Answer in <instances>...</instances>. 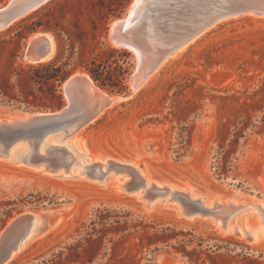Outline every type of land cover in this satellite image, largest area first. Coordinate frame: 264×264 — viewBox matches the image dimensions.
I'll return each instance as SVG.
<instances>
[{
  "label": "rangeland",
  "instance_id": "374dc122",
  "mask_svg": "<svg viewBox=\"0 0 264 264\" xmlns=\"http://www.w3.org/2000/svg\"><path fill=\"white\" fill-rule=\"evenodd\" d=\"M134 1L47 0L0 30V76L10 75L13 83L19 66L39 64L22 56L27 38L38 32L51 34L56 44L54 56L42 63L63 65L67 77L88 73L92 60L126 70L122 91L101 86L88 73L100 89L126 96L79 130V150L66 146L77 161L93 158V165L84 163L90 164L89 177L78 174L80 166L73 177H54L43 165L0 155V233L23 212L51 209L59 218L6 264H264V235L256 242L242 233L260 218L264 228V205L252 204L264 202V15L217 21L130 94L135 57L115 45L110 32ZM36 23L42 26L18 38L22 27ZM64 80L57 88L59 105L35 86L37 104L28 105L15 87L14 98L0 97V115L58 110L67 102ZM58 142L50 143L65 144ZM99 162L107 173L102 178ZM187 196L202 197L211 212L180 214L177 197ZM213 199L250 204L229 216L231 231L223 233L227 209L212 207Z\"/></svg>",
  "mask_w": 264,
  "mask_h": 264
},
{
  "label": "water",
  "instance_id": "95a60500",
  "mask_svg": "<svg viewBox=\"0 0 264 264\" xmlns=\"http://www.w3.org/2000/svg\"><path fill=\"white\" fill-rule=\"evenodd\" d=\"M45 1L47 0H8L0 6V30L9 27L16 20L36 9ZM174 2L175 0H173V4H175ZM168 3L169 8L165 9L167 11L164 14L165 16L156 22H159L161 26V23L174 24V21L177 20V23H180L179 26L182 25L184 30L187 27L186 32L180 37H170L171 35H169L167 38L166 35L161 40V38L155 36L156 38L154 37L147 43H144L142 39V44L140 38L143 37L142 32L145 30L141 26L143 22L142 15H138L139 18L135 17L132 7L126 17L115 20L111 26L110 35L112 42L115 45L131 50L134 54L135 66L130 80L144 81L150 73L155 71L166 55L221 19L244 13L264 15V0H180L181 9H175L178 14L174 12L168 13L172 2L168 1ZM147 8L149 7L143 3L142 9L138 14L146 12ZM153 8L159 9L157 6ZM183 8L185 11H182ZM193 11H195V15L191 14ZM156 15L154 12L153 16ZM197 15L201 18L198 19ZM127 20H129L128 26H126ZM49 35L51 34L47 32H38L36 36L31 34L26 40L22 53L23 58L31 63L44 62V59L49 56L53 49L52 43L53 46L56 45L53 36L51 35L50 37ZM147 55L150 59L145 61ZM50 59L48 58V60ZM62 89L67 102L58 110L26 112L29 114L28 117L18 116L17 119L15 118L10 122H0L1 153L5 154L11 145L19 140H25L31 146V153H37L39 144L46 136L56 132H62L65 136L75 134L94 120L103 109L113 103V95L97 87L91 77L87 76L85 72H76L67 77L63 82ZM103 91L106 94H103ZM132 91L133 88L130 86V94ZM119 96L126 97L123 95ZM68 152L65 146L53 145L48 152L46 151L47 154L40 155V158L43 157V160H45L44 167L46 169L55 172L60 166L69 165ZM64 169L66 168L64 167ZM9 178L11 179L12 176H9ZM0 179L2 180L4 177L0 175ZM178 200L185 202V205L190 207L192 212H198L201 215L208 212L191 197H177ZM214 205L215 202L213 207ZM228 205L232 206L230 202ZM55 212L51 209L39 211V215L47 227L53 225L58 219V217L52 218ZM34 213L32 211L23 212L4 227L0 233V264H6L11 256L20 249V244L27 236L35 218Z\"/></svg>",
  "mask_w": 264,
  "mask_h": 264
},
{
  "label": "bare ground",
  "instance_id": "6f19581e",
  "mask_svg": "<svg viewBox=\"0 0 264 264\" xmlns=\"http://www.w3.org/2000/svg\"><path fill=\"white\" fill-rule=\"evenodd\" d=\"M143 3H145L149 8H147V10H146V12L144 11L142 14H138L139 12H140V10L142 9V6H143ZM175 4H173V3H170V9H169V11H168V13H171V12H174V13H177L178 14V11H176L177 9H181V3H180V0H175V2H174ZM132 6V8H133V10H134V13L135 14H133L135 17L137 16L138 17V15H142V24H141V26L142 27H144V31L142 32V35H143V37H141L140 38V42L142 41V39H143V41H144V43H147V42H149L151 39H153L155 36H157V37H159V38H161V40L162 39H164V37L167 35V38H168V36L169 35H171L170 37H173V36H176V37H180V36H182L185 32H186V30H187V27L185 28L186 30H184V27L182 26V25H180L179 26V24L180 23H177V20H175L174 21V24H172V23H169V24H166V23H161V26L159 25V22H156V21H158V20H160V19H162L165 15L164 14H166V8H169L167 5H169V3H168V1H166V0H135L134 1V3L133 4H131ZM159 7V9L158 8H153V7ZM176 9V10H175ZM133 10H132V12H133ZM160 11V12H159ZM182 11H185V9L183 8L182 9ZM155 12V14H157L156 16H153V13ZM145 13V14H144ZM173 14V13H172ZM187 14H188V12H187ZM191 14H193V15H195V11H193ZM245 14V13H244ZM253 14V13H252ZM186 15V14H185ZM198 19L199 18H201L200 16H196ZM139 18V17H138ZM184 18V17H183ZM183 20V19H182ZM179 21H180V19H179ZM129 25V20H127L126 21V26H128ZM178 28V30H176ZM38 33H36L35 35H33L32 34V36H36ZM50 37H51V35H49ZM156 38V37H155ZM194 38V37H193ZM170 39V38H169ZM191 40V39H190ZM189 40V41H190ZM143 41L141 42L142 44H143ZM188 42V41H187ZM187 42H185V43H187ZM185 43H182L181 45H179L177 48H175L171 53H169L168 55H166V57L162 60V61H160V63L158 64V66L156 67V69L157 68H159L160 67V65H161V63H163V61H165V59L168 57V56H170L171 54H173L176 50H178L181 46H183ZM52 51L50 52V54H49V56L48 57H46L44 60L45 61H47L48 60V58H52L53 56H54V54H55V52H56V45L55 46H53V43H52ZM146 58V60L145 61H148L150 58L148 57V55L145 57ZM44 61V62H45ZM27 62H30V61H28L27 60ZM155 69V70H156ZM154 72V71H153ZM152 72V73H153ZM78 73H81L80 72V70L78 71ZM152 73H150L148 76H147V78L152 74ZM87 76H88V73H85ZM146 78V79H147ZM145 79V80H146ZM145 80L144 81H137L136 79H134V80H131L130 81V86L133 88V91L132 92H134V91H136L137 89H139L142 85H143V83L145 82ZM98 89V88H97ZM99 90V89H98ZM103 94H106L104 91L102 92ZM113 97V101L112 102H116V101H119V100H121V99H123L124 97H120V96H112ZM112 104V103H111ZM110 104V105H111ZM104 110V109H103ZM102 110V111H103ZM8 114H9V116H8ZM18 116H22V117H28L29 116V114L27 113V114H19V113H14V112H6V114H3V115H0V122L1 121H6V122H10L11 120H13V119H17L18 118ZM82 129V128H81ZM80 129V130H81ZM79 132V131H78ZM77 132V133H78ZM77 133H75V134H72V135H68V136H65L62 132H56V133H53L52 135H48V136H46L42 141H41V143L39 144V146H38V152L37 153H31V146H30V144L29 143H27L25 140H19V141H17V142H15L13 145H11V147L8 149V151L5 153V154H3V153H1L0 152V155L1 156H6L7 158H2V159H8V160H12V161H16L15 159H17V161L18 162H20V163H24L26 166L27 165H36V166H41V165H43L44 166V164H45V160H43V157L42 158H40V155H42V154H47L46 153V151L48 152V150H49V148L50 147H52L53 145V143L54 142H56V143H59L58 141H63L65 144H63V142H62V146H64L65 145V148H66V146L67 147H69L70 148V145L71 146H73L75 149H78V147L76 146V144L74 143L75 141H76V134ZM55 137V138H52L53 140H54V142H53V140L52 139H50L49 137ZM75 137V138H74ZM20 141H23V142H26L27 144H28V146H29V148L30 149H27V147L25 148V146H23V145H17L16 143H19ZM52 144H51V143ZM51 144L50 146L48 145V144ZM16 144V145H15ZM15 145V146H14ZM57 145V144H56ZM14 146V147H13ZM13 147V148H12ZM68 149V148H67ZM71 149V148H70ZM79 150V149H78ZM69 152L67 153L68 154V156H69V160H70V163H69V165L67 166V165H65V166H60L58 169H56L55 170V172H56V174H50V173H48V174H50V175H52V176H54V177H58L59 175H65L66 173L65 172H69L68 173V177H73V173H72V171H75L76 169L75 168H77V166H80V170L78 171V174L79 175H88V177H89V174L88 173H86V171L88 172V170H89V166H90V164H88V163H91V165H93L92 163H94V160H93V158H91V159H82L81 161L80 160H76V159H78V157L76 158V156H78V155H76V154H73L72 153V151H74V150H72V151H70V150H68ZM50 154V153H49ZM101 159V158H100ZM10 160V161H11ZM102 161L104 160V159H101ZM88 161V163H86V164H84L85 162H87ZM105 161H107V162H109L108 160H105ZM100 163V162H99ZM88 164V165H87ZM100 165V167H99V173L101 174V175H99V177L100 178H102V177H104L107 173L106 172H104L103 170H102V167H104V165H105V163H100L99 164ZM30 167V166H29ZM64 167L66 168V169H64ZM33 169L35 168L36 170H39V171H43V168L42 167H38V168H36V167H32ZM45 168V167H44ZM46 169V168H45ZM60 169H64V171H61ZM88 169V170H87ZM50 170V169H49ZM51 171V170H50ZM45 172V171H44ZM65 173V174H64ZM131 175V174H130ZM132 176V175H131ZM95 177V176H94ZM96 178V177H95ZM144 186H145V183H144ZM152 186H155L156 187V185H154V184H152ZM171 186V185H170ZM169 188V187H168ZM171 188H172V186H171ZM136 189V188H135ZM137 189H139L138 187H137ZM174 189V188H173ZM138 191V190H137ZM170 191H172V189L170 190ZM180 191H182V190H180ZM169 192V191H168ZM138 194L136 195L137 197H139V198H142L143 197V195L142 196H139V193L141 194V192H140V190L137 192ZM176 193H179L180 194V192H177L176 191ZM186 194V193H185ZM188 197V196H187ZM186 197V198H187ZM157 199V198H156ZM156 199L154 200L153 199V202L152 203H154L155 201H156ZM191 199H193V198H191ZM194 201H197V202H199V204L206 210V211H208V212H205L204 214H202V215H206V214H209L210 212H211V207H209L207 204H205L204 203V201H203V199H202V197H198V198H196V199H193ZM235 201V199H227L226 200V203H227V205H223V204H221L220 203V201H219V203H218V201L216 200V199H213L212 200V207H213V204H214V202H215V205H214V207L215 206H217L218 208H219V210H226L227 209V213L225 214V218H222L221 219V221H222V225H221V227L223 226L224 228H225V232H223V233H227V232H229V231H231V225L230 224H227L226 225V221H227V219L229 218V217H227V215L228 214H232V213H234L236 210H238V209H240V208H242L243 206H245V205H248V204H250V203H238L237 205H234L233 203H234V201ZM181 202V201H180ZM229 202L232 204V206L231 205H228L229 204ZM183 204V205H182ZM253 205H255L256 207L257 206H259V205H264V202H262V203H252ZM150 205V204H149ZM181 209H182V211L180 212V214H183V215H186V216H188V217H191L192 215H194L195 213H198V212H192V209H190V207H188L187 205H185V202H181ZM230 207H232L231 209H229ZM179 209V208H178ZM198 214H201V213H198ZM34 215H35V218H34V220H33V222H32V225H31V227H30V230H29V232H28V234H27V236L24 238V240L22 241V243L20 244L21 246H20V249L23 247V246H25V244L27 243V242H29L30 240H32V239H34V237H38V236H40L41 234H43V233H45L46 231H48V230H50L52 227H54L57 223H58V221H59V218L58 219H56V222L53 224V225H51V226H49V227H47L46 225H45V222H44V220L40 217V215H39V213H34ZM229 215V216H230ZM259 215V214H258ZM219 217V216H218ZM227 217V218H226ZM223 221H224V223H223ZM260 223L261 224H263L262 223V220H261V218H260ZM260 223L258 224V223H255V227L254 228H248V231H246V230H242V233L244 234V235H250V238L251 239H253L254 237H256V239H255V241L256 242H258V240H260L261 238L259 237V236H261V235H264V228L263 229H261V225H260ZM264 226V225H263ZM235 230L236 229H238V228H234ZM239 230V229H238ZM237 230V231H238ZM240 231V230H239ZM20 249H18V251L20 250ZM17 253V251L11 256V258L15 255ZM10 258V259H11Z\"/></svg>",
  "mask_w": 264,
  "mask_h": 264
},
{
  "label": "trees",
  "instance_id": "16d2710c",
  "mask_svg": "<svg viewBox=\"0 0 264 264\" xmlns=\"http://www.w3.org/2000/svg\"><path fill=\"white\" fill-rule=\"evenodd\" d=\"M40 26H42V23L22 27V31L18 32V38L23 39ZM90 64L91 66L87 67L86 70L94 81L101 86H119L117 91H122V86H120L119 83L123 79V74L126 72L122 66L116 64L114 68L109 69V66H106L104 62L100 61L97 63L94 60H92ZM19 67L18 70H14V83L11 82L10 75L0 76V97L2 99L11 100L14 98L12 90L18 87L24 96L23 100L25 103L28 105L37 104L35 101L37 99V94L33 90V86H35L36 90L48 94L49 97L54 100V103H56L55 105H59L60 96L57 93V88L69 74V71L65 70L63 65L53 61ZM29 96H31L32 99H28ZM38 104L45 105L46 103Z\"/></svg>",
  "mask_w": 264,
  "mask_h": 264
}]
</instances>
